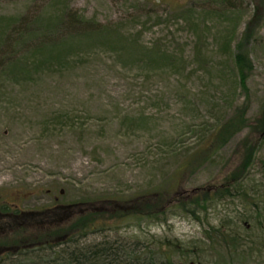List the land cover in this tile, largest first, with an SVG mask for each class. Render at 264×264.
Instances as JSON below:
<instances>
[{
  "label": "rangeland",
  "instance_id": "obj_1",
  "mask_svg": "<svg viewBox=\"0 0 264 264\" xmlns=\"http://www.w3.org/2000/svg\"><path fill=\"white\" fill-rule=\"evenodd\" d=\"M65 9L96 33L67 32ZM263 164L264 0H0V194L98 213L16 264L103 243L125 264H264ZM147 198L155 214L117 213Z\"/></svg>",
  "mask_w": 264,
  "mask_h": 264
},
{
  "label": "trees",
  "instance_id": "obj_2",
  "mask_svg": "<svg viewBox=\"0 0 264 264\" xmlns=\"http://www.w3.org/2000/svg\"><path fill=\"white\" fill-rule=\"evenodd\" d=\"M60 22L64 20L66 21L64 25H66L67 32L70 34H86L87 36L94 35L97 31L94 27L91 26V21L87 22L80 15H77L73 11L64 10L61 17H58ZM40 22L43 20L39 19ZM48 21V20H47ZM50 22V21H48ZM48 28V27H47ZM44 26L46 31L47 29ZM39 31V30H38ZM32 33V31H29ZM48 38L50 36L42 37L44 42H49ZM51 39V38H50ZM44 46V44H40ZM236 64L238 66V70L240 72V77L243 82H246L249 73L253 69L252 60L249 58L248 53L240 52L236 56ZM245 121V120H244ZM241 119L232 120L231 122H227V124L222 125L220 127L221 134L218 135L220 141L225 143L228 139H230L233 135L242 131L243 126H240ZM219 142V140H218ZM222 145V144H221ZM219 145V147L221 146ZM256 149L251 151V158L248 162H252V157L255 154ZM232 185L237 187V192L241 196H246L245 189L240 190L239 181H234ZM231 185V186H232ZM240 191H242L240 193ZM147 202L144 204V200L138 203L139 206L131 209L129 207H120L123 210H118V214L123 215V217H128L133 213H137L139 215H143L144 213L155 214V211L158 210V206L160 203L154 202V199L147 198ZM91 205L89 203H79L74 204L68 210L62 211L60 208L51 209L48 211L49 213H44L42 215H30L25 216L20 219V234L24 235L29 232H32L31 237H23L22 239L29 241H43L50 242L52 248L57 247L62 244V242H55L56 240L64 241V236H68L67 242L74 241V237L78 235L86 234L90 231V228L96 224V220H93V217L96 211H90ZM77 215L72 213H77ZM99 216V215H97ZM262 226L264 227V219L261 221ZM232 241L230 244H232ZM235 248V244L233 247ZM126 260L120 255L119 248L115 247L112 243H103L94 246H80L72 244L68 245L61 249V253L56 256L54 262L49 264H125Z\"/></svg>",
  "mask_w": 264,
  "mask_h": 264
},
{
  "label": "flooded vegetation",
  "instance_id": "obj_3",
  "mask_svg": "<svg viewBox=\"0 0 264 264\" xmlns=\"http://www.w3.org/2000/svg\"><path fill=\"white\" fill-rule=\"evenodd\" d=\"M264 173V164L261 167ZM264 199V193L261 196ZM74 204H57L54 207H45L39 210H21L19 204L16 203V192L0 194V264H16V255L24 253L26 250H44L52 249L50 242L29 241L22 239L31 237L32 234H20V219L30 215H42L49 213L51 209L60 208L66 211ZM18 207V208H16ZM74 215V213H72ZM68 236H64V245L67 243Z\"/></svg>",
  "mask_w": 264,
  "mask_h": 264
}]
</instances>
